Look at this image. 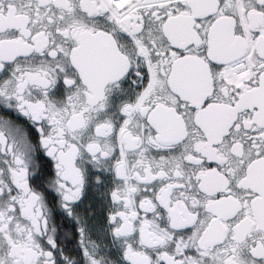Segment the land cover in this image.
Returning a JSON list of instances; mask_svg holds the SVG:
<instances>
[{
	"label": "snow or ice",
	"instance_id": "obj_1",
	"mask_svg": "<svg viewBox=\"0 0 264 264\" xmlns=\"http://www.w3.org/2000/svg\"><path fill=\"white\" fill-rule=\"evenodd\" d=\"M0 264H264V0H0Z\"/></svg>",
	"mask_w": 264,
	"mask_h": 264
}]
</instances>
